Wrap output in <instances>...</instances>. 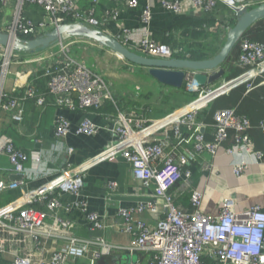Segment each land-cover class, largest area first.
<instances>
[{"label": "built area", "instance_id": "built-area-1", "mask_svg": "<svg viewBox=\"0 0 264 264\" xmlns=\"http://www.w3.org/2000/svg\"><path fill=\"white\" fill-rule=\"evenodd\" d=\"M12 1L0 0L4 8L13 6V3L10 4ZM14 1L15 14L3 31L13 38L18 37V34L40 37L47 33L48 28L52 30L65 24L63 15L73 17V23H82L91 28L102 25L93 17L94 6L99 0H92L93 9L87 16L76 10V0ZM191 1L194 6L206 10L215 7L217 1L230 8L238 7L232 0ZM161 2L168 10L176 13L181 11V0ZM127 5L136 8L137 1L129 0ZM242 6L250 7L248 3ZM27 8L38 10L41 20L35 22L26 18L24 14ZM150 21L151 9L147 6L141 13V23L148 26ZM125 36H128L127 32ZM82 41L79 38L64 37L58 44L61 47L64 44V50L70 53ZM136 46L148 58L165 60L173 55L168 46L148 38L139 40ZM46 51V55L33 54L18 60L15 56L17 52L12 48L0 47V120L1 114H4L10 122L21 125L28 99H34L38 107L46 105V98H36V82L39 79L46 80L48 94L53 98L54 106L59 109L86 112L100 109L105 101L115 105L110 86L103 78L78 65L67 55L63 56V53L60 57L63 66L59 68V57L50 53L51 48ZM25 64L38 66L35 75L24 83L21 93L14 90L7 94L5 86L13 74L11 67ZM233 65L244 73L234 81L218 87L199 86L194 79L197 73L187 71L182 88L194 98L161 118L149 119L133 113L118 112L112 129L116 136L114 142L79 164H66V167L52 174L51 179L1 206L0 256L11 255L10 264H103V259L114 252L125 255L122 258L125 264H140L143 257L146 264H264V206L254 205L237 210L235 200L225 196L217 216H209L201 211L203 194L200 191L192 190L189 211L177 209L170 194L181 181L185 188L189 187L192 170L188 166L203 154L213 158L219 149H226L228 155L237 158L233 163L237 177L242 176L247 165L241 159L242 156L250 157L254 162L263 158L264 122L258 127L263 137V151H256L252 147L249 119L238 115L234 109L214 112L211 141L203 133L205 124L198 121L199 114L210 103L229 95L233 89L239 86H244L247 92L253 89L256 72L264 71V45L248 39L241 41L238 59ZM99 130L87 118L72 130L71 123L59 117L55 121L51 148L58 151V155L64 152L71 156L74 149L63 147L68 134L74 131L76 135L93 136ZM0 155L7 158L13 175L22 176L18 182L0 181V195L26 187L29 182L44 176L36 168L26 167L29 159H32L35 166L40 165L41 153L33 152L29 157L8 137H0ZM116 158L129 164L133 178L143 190L149 192L147 200L139 202L135 207L117 211L121 232L132 238L130 246H114L104 239L81 238L71 233L73 224L69 215L75 211L82 214L91 233L110 227L103 216L88 209L81 191L83 178L89 170ZM117 187L115 182L105 185L111 196ZM34 206H41V209H35ZM61 211L64 217L59 214ZM143 213L156 219L154 226L140 218ZM5 236H22V239L12 242L29 240L32 248L24 253L11 250ZM52 239H60L62 242L49 252L47 245ZM134 254L142 255L135 263L132 262ZM121 262L109 264H124Z\"/></svg>", "mask_w": 264, "mask_h": 264}, {"label": "crops", "instance_id": "crops-1", "mask_svg": "<svg viewBox=\"0 0 264 264\" xmlns=\"http://www.w3.org/2000/svg\"><path fill=\"white\" fill-rule=\"evenodd\" d=\"M128 1L129 0H99L94 6L95 12L93 17L102 23L97 29L119 40L123 45L126 41V44L135 46L136 43L143 38H148L156 43H163L165 38L171 35L181 37L183 34L195 33V27L192 25L199 21H205L201 29L206 30L208 34L216 32V25H218L217 39L220 42L223 38L224 42L227 30L232 27L236 21V15L233 9L219 1L216 2L215 7L206 10L205 8L194 6L191 0H181V11L178 13L164 7L161 0H136V8H130L127 5ZM232 1L235 6H242L248 3L250 7L256 6L262 2V0ZM12 3L13 6L11 5L7 9H14L15 1L13 0L10 2V4ZM76 5L80 11L82 10V12H85L84 10L90 8L92 5V0H76ZM147 6H150L151 9V21L148 26H143L141 23V13ZM32 12V19L35 22L40 21L42 18L41 13L38 10ZM7 19H9L7 22L12 21L11 18ZM257 27L258 26L255 25L252 28L253 33L258 30ZM126 32L128 36H125ZM81 43L79 47L73 50L84 52L93 49L96 56L95 54L92 55L98 58L96 62L102 67V71L100 72L108 74V78L106 77L107 83L110 86L115 100L122 103L126 101L139 103V108H137V106H132V110L129 109L130 111H128V113H133L142 118L157 119L169 114L170 112L168 110L171 108H169V106H171L172 103L178 102H174L172 98L179 96L176 92L180 89L163 87L149 78V76L145 78L144 76H146V74L142 76L140 72H137V74H139L137 75L139 78L136 79L139 80L137 81L138 85L145 87V93H151L153 97L144 101L141 100V96L145 93L136 97L135 94L130 91L132 90V88H130L131 84H126L130 83L131 79H135L136 70H126L127 64L125 61L118 58L111 51L101 48L91 41L83 40ZM257 43L264 44L263 41H257ZM46 53L48 52L40 53V55H46ZM138 54L142 55L141 52ZM29 55L31 54L26 56ZM15 56L18 60L23 59V56L18 53ZM231 61L232 60H230L229 63ZM35 65L36 64H25L11 67L13 74L6 81V93L8 94L14 90L21 92L24 83L35 75L38 69V66ZM142 70L147 71L143 68ZM32 71L33 74L31 75ZM137 82H134V87ZM229 85L228 87L230 88ZM263 89L264 85H258L253 90L245 92V94L254 92L256 102L254 104L247 102L249 108H247V111H244V113L238 114L233 108L238 115L249 119L251 123V130L249 133L253 142L252 147L253 150L256 151H263V137L258 128L259 124L264 122ZM179 93H181V90ZM182 94L185 96L187 93L185 94V92H182ZM187 95L185 97H187ZM168 98H171L172 101ZM50 99L52 104L50 103ZM50 99L48 100V105L44 107H38L35 103L33 104L36 108L35 111L40 114L30 113L31 105H26L25 117L21 125L10 122L7 116L1 114L0 137L5 136L10 138L15 146L29 157L33 152L41 153L42 163L40 165L35 166L32 163V159H29L26 167H34L39 174L42 173L44 176H41L37 181L29 182L26 187L19 188L15 191H8L4 193V195H0V207L8 204L14 198L23 196L29 190L39 186L42 182L51 179L53 177L52 174L66 167V164H79L100 152L108 144L116 140V136L114 132H112L116 114L103 115L101 112H95L94 110L70 112L55 107L53 105V98L51 97ZM149 102L150 104L155 102L154 105L160 106L164 104L165 108L155 109L154 107L152 110L156 111H148L149 113L142 115L140 112L144 108L142 109L141 106L149 105ZM180 104L184 106L183 101L180 102ZM167 107L169 109L166 110ZM59 117L67 119L71 123L72 130H74L85 118L89 119L94 125L100 128V130L93 136L76 135L74 131H72L65 137L63 147L73 148L74 153L71 156L66 155L64 152L58 155V151L52 149L51 146L54 143L53 134L55 121ZM204 124L203 133L206 139L211 141L213 137L212 122ZM241 159L245 160L247 165L240 177L235 175L233 169V163L237 161V158L228 155L226 149L223 148L219 149L213 158L207 154H203L198 156L192 163V176L197 180L194 189L203 194L201 211L204 214L217 216L220 204L225 196H230L235 200L237 210H242L254 205L264 206V155L261 160H257L256 162H254L252 158H247L246 156H242ZM12 176L13 173L10 171V164L7 158L0 155V181L11 183ZM108 182H115L118 186L115 194L112 196L108 194L105 188ZM83 184L81 196L87 201L88 209L91 212H97L103 216L110 224V227L104 231L91 233L87 228L82 214L75 211L69 215L73 224L71 233L81 238L94 237L104 239L114 246H130L132 238L121 232L120 219L117 217V211L121 208L135 207L139 202L147 200L149 192L143 190L133 178L129 164L121 158L104 162L93 167L86 173L83 178ZM184 185V182H179L175 187V191L178 192L183 190ZM109 198L110 200H108ZM59 214L62 217L65 216L63 211ZM140 218L150 226H154L155 224L156 219L148 213L141 214ZM5 237L7 238V246L11 250L24 253L32 248V244H30L31 242L29 240H25L24 242H12L17 239H22V236ZM61 242L60 239L48 241V251L52 252L53 249L59 247ZM124 256V254L114 252L111 256H108V258L111 263H120L123 261L122 258ZM140 256L142 255L134 254L132 262L135 263ZM6 257H8L7 262L10 264L11 255H7Z\"/></svg>", "mask_w": 264, "mask_h": 264}, {"label": "water", "instance_id": "water-1", "mask_svg": "<svg viewBox=\"0 0 264 264\" xmlns=\"http://www.w3.org/2000/svg\"><path fill=\"white\" fill-rule=\"evenodd\" d=\"M232 9L236 15L235 23L227 30L224 43L218 53L205 60L148 58L131 51L119 40L103 31L82 23L61 24L42 36L29 40L13 38L9 33L0 32V47H10L15 52L33 55L45 52L62 41L64 37L79 38L111 51L128 64L146 69L148 76L162 86L181 89L187 71L196 72L194 77L196 83L199 86H206L223 78L225 71L221 67L236 45L257 22L264 19V0L253 8L238 6ZM21 179V175L11 177L12 182H18Z\"/></svg>", "mask_w": 264, "mask_h": 264}, {"label": "trees", "instance_id": "trees-1", "mask_svg": "<svg viewBox=\"0 0 264 264\" xmlns=\"http://www.w3.org/2000/svg\"><path fill=\"white\" fill-rule=\"evenodd\" d=\"M255 6L249 7V8H253ZM91 9H93L92 5L90 6ZM90 8L85 9V12H82V10L80 11L79 8H76V10H78L79 12H81V14L87 16L90 13ZM2 11H3V7L1 5L0 2V32H3L4 29L7 27L8 24H6L4 26V24L1 22L2 19ZM32 9L27 8V10L25 11L24 16L28 19H32L31 15H32ZM65 17V21L64 23H73L74 19L71 16H62ZM205 23V21H199V22H195L192 26H194V30L196 31L195 33H187V34H183L181 37H175V36H168L167 38H165V40L163 41L162 44H165L166 46H168L172 51H173V55L172 58H178V59H190V60H205V59H209L212 58L213 56H215L218 51V44L220 43L218 41V29L219 26L216 25V32H213L211 34H208L206 32V30H202V25ZM257 25L258 30L255 31V33H253L252 28ZM243 37L242 39L239 41V43L236 45V47L234 48V50L232 51L231 55L229 56V58L227 59V61L223 64L225 65L226 68H224L225 74H229V73H233L236 74L238 72V69L233 65V63L238 59V55H239V45L240 42L248 39L252 42L257 43V41H263L264 42V19L257 22ZM4 26V27H3ZM227 26V25H226ZM51 29L48 28L46 30V32H49ZM18 38L23 39V40H29V39H33L32 37H30L29 35H22V34H18L17 35ZM263 38V39H262ZM125 47H127L128 49H130L131 51L135 52V53H140V49L135 45V46H130L129 44H125ZM19 55L25 57L26 55H28L29 53H18ZM63 59L59 58L57 59V66L60 68L63 66ZM232 60L230 63L229 61ZM127 64V67L125 68L126 70L128 69H134L136 70V72H140V70H142V68L134 66L132 64ZM234 66V67H233ZM124 69V70H125ZM224 74V75H225ZM148 76V75H147ZM37 85V95L36 98H40V97H44L46 98V105H48V100L51 98V96L48 94V90H47V86H46V80L45 79H39L36 82ZM230 86V85H229ZM165 87V86H163ZM183 90V88H181ZM180 89V90H181ZM180 90H178L175 92L179 95L178 97L175 96L172 98V100L178 101L176 103H174L176 105V107H172L170 110V113L180 107L181 104L180 102H184V105L188 104L193 98V95H187V97H185L182 92H185L184 90L180 92ZM264 90V89H263ZM246 89L244 86L233 90L229 93V95L227 96H222L218 99H216L214 102L210 103L202 112L201 114H199L198 116V121L202 122V123H209L212 122V117L215 111L217 110H221V109H227V108H231V109H235L237 111L238 114H242L244 113V111H247L248 107V103L247 102H251L252 104H254L256 102V98L254 97V92L253 93H249V94H245ZM21 93V92H20ZM161 96V95H158ZM153 97V94L149 93H145L141 96V100H148L150 98ZM170 101L171 98H168ZM183 99V100H182ZM158 101V100H157ZM50 103L52 104V101L50 99ZM31 105L30 106V113H37L35 106H33L34 104V99L32 100H26V105ZM45 105V106H46ZM54 105V104H53ZM132 106H137V108H139V103L138 102H118L115 101V105L112 104L109 101H105L104 104L102 105V107L98 110H94L95 112H101L103 115H113V114H117L118 112L121 113H125L128 114V111H130L129 109H131ZM142 111L140 112L142 115H146L147 113H149L148 111L154 112L156 110H152V108H149V105H142ZM156 109V108H155ZM132 110V109H131ZM93 111V110H92ZM39 112V110H38ZM40 114V113H37ZM192 164L189 165L188 167L191 168L192 170ZM197 184V180L194 179V176L191 177L190 181H189V187L185 188L183 190H180L178 192H176V186L174 187V189L171 191V196H173V201H174V205L177 209L180 210H184V211H189L190 210V197L192 194V190L196 187ZM4 195V194H3ZM35 209H41V206H34ZM7 258L0 256V264H9L7 262ZM10 262V261H9ZM110 259L107 257H105L103 259V264H109ZM123 263L125 264V261H123ZM140 264H146L145 262V258H142V261Z\"/></svg>", "mask_w": 264, "mask_h": 264}, {"label": "rangeland", "instance_id": "rangeland-1", "mask_svg": "<svg viewBox=\"0 0 264 264\" xmlns=\"http://www.w3.org/2000/svg\"><path fill=\"white\" fill-rule=\"evenodd\" d=\"M8 7H6V8L3 7L2 19H1V22L4 24V26L6 24H8L7 27L9 26V24L11 22V21L10 22H7V20H9L7 18H11L12 19L13 18V15L15 14V10L14 9L13 10L7 9ZM223 43L224 42H223V38H222L221 41H220V43L218 44V48L219 49L221 48V46H222ZM259 44H261V43H259ZM262 45H264V44H262ZM51 52H52V54L56 55L59 58L62 56V53H63V56L67 55V57L75 60L78 63V65H81V66L85 67L86 69L90 70L91 72L96 73L98 76H100L101 78H103L107 82V78H108L107 75L108 74L105 73L106 74L105 75L104 72H100V71H102V67H100V64H98V62H96L98 58H95L92 55V54H95V56H96V53L93 51V49L92 50H87V51H84V52H82V51H79L78 52L76 50H72V52L69 53V52H67V51L64 50V44L61 47L60 44L57 43L55 46L51 47L50 53ZM224 67H225V65H223L221 68L224 70ZM237 69H238V72L236 74H233V73H229L228 74L227 73V74H225L223 76V78L219 79L217 82H215L214 84H212V86L218 87V86L222 85L223 83H229V81L230 82L231 81H234L236 78H238L239 76H241L242 73H244V71L242 69H239V68H237ZM140 73L142 74V76H144V74H146V76H144L145 78L148 75L147 74V71L140 70ZM137 75H139V74H137V72H136V74H135L136 77H134L135 79H133V80L131 79V82L130 83H126V84H131L130 88H132V90H130V91L133 92L136 97L141 96V94L145 93V90H146L145 87H143L141 85H138V82L137 81H139V80H136V79H138L139 77ZM134 82H137L136 85H135V87H134ZM258 85H264V71L261 72V70H258L256 72V78H255V80L253 82V89L255 87H257ZM238 88H240V86L237 87L236 89H238ZM236 89H233V90H236ZM183 90L181 89V91H183ZM246 92H247V90H246ZM154 103L155 102H152L150 104V102H149V108H154V107L155 108H165L164 104L160 106V105H154ZM170 107L171 108L172 107L174 108V107H176V105H174L172 103L171 106H169V108ZM169 108L167 107L166 110L169 109ZM168 111L170 112L171 110H168Z\"/></svg>", "mask_w": 264, "mask_h": 264}, {"label": "bare ground", "instance_id": "bare-ground-1", "mask_svg": "<svg viewBox=\"0 0 264 264\" xmlns=\"http://www.w3.org/2000/svg\"><path fill=\"white\" fill-rule=\"evenodd\" d=\"M224 91V90H223ZM223 91H221V92H223Z\"/></svg>", "mask_w": 264, "mask_h": 264}]
</instances>
